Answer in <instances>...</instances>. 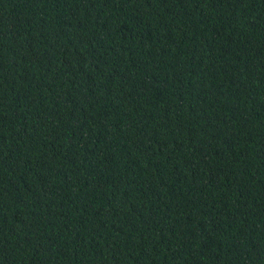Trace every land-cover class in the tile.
Returning a JSON list of instances; mask_svg holds the SVG:
<instances>
[{"label": "trees", "instance_id": "trees-1", "mask_svg": "<svg viewBox=\"0 0 264 264\" xmlns=\"http://www.w3.org/2000/svg\"><path fill=\"white\" fill-rule=\"evenodd\" d=\"M0 264H264V0H0Z\"/></svg>", "mask_w": 264, "mask_h": 264}]
</instances>
